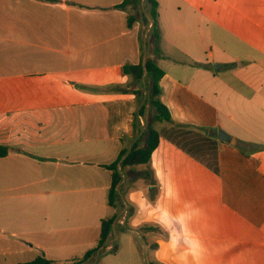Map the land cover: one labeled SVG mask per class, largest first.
Returning <instances> with one entry per match:
<instances>
[{"label":"crops","instance_id":"obj_1","mask_svg":"<svg viewBox=\"0 0 264 264\" xmlns=\"http://www.w3.org/2000/svg\"><path fill=\"white\" fill-rule=\"evenodd\" d=\"M123 1L0 0V264H75L113 216L107 243L117 225L142 236L143 258L128 237L135 262L264 264V0H156L160 56L149 0L117 8ZM147 59L164 71L171 121H154L149 104L136 115L150 81L123 66ZM149 122L156 185L146 166L124 168L122 206L112 207L106 165Z\"/></svg>","mask_w":264,"mask_h":264},{"label":"trees","instance_id":"obj_2","mask_svg":"<svg viewBox=\"0 0 264 264\" xmlns=\"http://www.w3.org/2000/svg\"><path fill=\"white\" fill-rule=\"evenodd\" d=\"M49 1V0H46ZM141 0H124L122 4L118 5L117 8L125 9L130 7L131 9H136L140 6ZM149 14L153 21L152 34L154 35V52L157 56L161 55L159 48L160 33L158 27L156 26L158 20V8L159 4L156 0H149ZM135 21V15H129L128 24L132 25ZM146 71V80L150 81L145 95L140 97V92H137L138 99V109L136 115L144 116L146 105L149 104L155 108L156 114L153 117L154 121L164 122L171 121V115L167 107L161 101L162 89L160 88V80L164 74V71L156 64L154 59H147L144 64L140 63L138 65H124L123 72L127 75L135 76L137 79H142L143 73ZM150 124V135L147 138V128L140 135L139 140L134 144L130 152L124 157L126 151H122L118 159L110 164L106 165L111 171V186L108 192V204L112 207L122 206V197L119 184L122 180V171L124 168H135L137 166H146L147 170L143 172V178L146 179L149 185L155 186L156 180L154 179L153 172L151 169V156L155 148L159 143V132L156 130L152 123ZM144 141V146H140V143ZM239 146V145H237ZM7 154V147L0 145V157ZM121 203V204H120ZM116 216L103 219L101 221V232L98 244L95 248L89 250L82 259L77 261L80 264L86 261L94 252L99 251L107 244L110 234L113 231V226L115 223ZM75 263V264H76ZM24 264H59L53 260L47 259L44 256H37L34 260L24 263Z\"/></svg>","mask_w":264,"mask_h":264},{"label":"rangeland","instance_id":"obj_3","mask_svg":"<svg viewBox=\"0 0 264 264\" xmlns=\"http://www.w3.org/2000/svg\"><path fill=\"white\" fill-rule=\"evenodd\" d=\"M216 84H219V82L216 81ZM235 95L238 94H236V92H231L229 94L230 100L232 101V106L236 105L235 116H237V120L240 123H242L246 129H252L253 125H252L251 117L249 116L244 118L249 114L251 110L247 109L246 107L247 103H245L244 101L238 102L237 100L238 97L235 99ZM249 107H251V105H249ZM148 118H149L148 120H151V116H149ZM255 126L256 128L260 126V128L264 129V122L261 123L259 126L258 125ZM246 145L248 147H251L250 148L251 151L260 152L259 149L255 147V144L246 143ZM122 228H123L122 226L117 225V230L119 235L118 240L107 243L105 247L93 253L94 257L97 258V260L99 261L96 264H146L142 260H140L139 262L134 261L136 257L133 255L130 246L132 244H135V247L137 248V252L140 258H143L144 255H143V247H142V236L139 235L138 233L130 231L127 228H123V229ZM128 237L131 238L132 244L129 242ZM86 241L96 242V239L95 237H93V235H88ZM110 245H112V247L108 248V246ZM148 257L152 258L153 257L152 253L148 254ZM93 263L94 261L91 260L89 264H93Z\"/></svg>","mask_w":264,"mask_h":264},{"label":"water","instance_id":"obj_4","mask_svg":"<svg viewBox=\"0 0 264 264\" xmlns=\"http://www.w3.org/2000/svg\"><path fill=\"white\" fill-rule=\"evenodd\" d=\"M150 135V125L147 126V138ZM218 137L223 142H230L233 145L237 144V140L235 138H231L223 129H218Z\"/></svg>","mask_w":264,"mask_h":264},{"label":"clouds","instance_id":"obj_5","mask_svg":"<svg viewBox=\"0 0 264 264\" xmlns=\"http://www.w3.org/2000/svg\"><path fill=\"white\" fill-rule=\"evenodd\" d=\"M178 243V242H177ZM190 254L195 258L196 256H198V252L195 249H192L190 251Z\"/></svg>","mask_w":264,"mask_h":264}]
</instances>
